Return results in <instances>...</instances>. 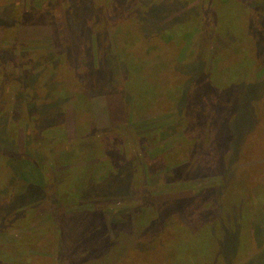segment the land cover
<instances>
[{"label":"rangeland","instance_id":"rangeland-1","mask_svg":"<svg viewBox=\"0 0 264 264\" xmlns=\"http://www.w3.org/2000/svg\"><path fill=\"white\" fill-rule=\"evenodd\" d=\"M9 1L1 0L0 14ZM108 1L100 0L102 4ZM143 1L135 0L136 3H133L130 0V4L124 6L129 10L134 4L139 7ZM49 4L50 0H35L34 3L14 0L17 12L30 13L27 15L28 24L16 25V43H12V37H7L3 31L6 28L0 29V54L2 50L4 54L9 50L10 54L4 65L0 62V69L3 68L6 76L10 77L12 74H30L33 85L32 89L27 88L29 98L26 108L22 101L21 106H17L15 101L14 110H22L19 114L27 117V125L22 123V129L14 132L10 123L13 115L9 109L0 121L5 140L15 143H9L10 147H17V153L25 156L12 163L18 166L16 172L11 165H4L0 169V211L17 212L38 203L45 207L46 196L28 192L30 184L38 185L45 193L49 190L55 192L56 189L64 190L67 195L56 197L52 192L54 203L60 207L59 211L63 209L66 214L63 217L69 221L66 228L70 234L62 239L64 247L61 240L59 244L54 243L51 250H26L27 255L38 260L48 258L50 264H264V83H258L256 87L253 85L254 82H264V61L257 67L246 69V63L237 60L231 61V68L224 62L217 63L213 73H205L200 81L199 77L187 76V81L185 79L184 84L181 82L185 86L178 87L180 97L172 101V108L175 107L178 112L141 115L139 111L138 115H133L130 109L133 99H128L124 93L127 86H122L124 92L119 90L123 77L118 72L114 74L117 80L114 92L101 87L99 94L90 96L81 90L85 89V85L81 89L72 87L74 77L84 82L82 75L87 77L91 69L88 65L92 67L95 64L90 56L94 50L97 56L98 49L100 51L104 46L100 44L97 49L95 39L89 34V30L95 28L97 15L95 22L94 17L89 23L87 19L86 22L82 20L84 26L89 28L84 27L88 32L77 29L82 38H87L88 34L89 41L81 39L77 46L71 43L72 48L69 47L70 42L65 41L66 31L63 32L66 26L63 19L65 11L62 6L59 8L55 5V10L54 6L50 10ZM34 8L52 14L54 18L49 17L48 23L55 21L60 25V30H57L59 38L65 41L63 47L54 44L53 27L34 25ZM104 10L106 12V8ZM219 18L225 21V18H231V14ZM114 20L112 15L107 20L109 32L114 28ZM157 22V17H154L151 23L154 25ZM105 29L100 35L107 34ZM252 42L264 47V34L252 35ZM94 44L96 46L92 51ZM70 48L75 53L68 60L65 54ZM190 49L189 39L179 59L180 67L186 69L187 73L203 69V60L206 59L203 55L188 60ZM31 53L34 57L43 56L42 61L28 63ZM74 63H78L81 70L75 69ZM67 65H71L70 69L76 72L74 77L70 74V82L66 81L65 74H60L68 70ZM159 69L160 64L144 63L141 69L143 75L136 82L140 86L139 97L151 102L156 98L158 103V85L166 87ZM244 69L247 76L253 77V83H250L253 90L243 79ZM222 79L229 83L227 90L246 94L241 101V97L236 98L240 106L235 107L233 126L235 136L241 140L239 148L253 142L256 144L248 151L252 155L221 150L213 143L215 139L211 138L209 121L216 113L210 105L207 83L217 85L218 90L222 91ZM88 80L92 79L86 81L92 84ZM173 88L169 86L167 90L173 91ZM257 94L260 104L249 103L245 107L244 101L257 99ZM181 110L184 117L179 112ZM207 113L209 116H206ZM20 115L14 117L23 119ZM61 121H64V125L53 128ZM102 131L107 135L98 134ZM159 162L163 163L162 167ZM115 169L121 173L116 183L113 181L117 180ZM177 171L181 180L174 179ZM223 171L228 173L224 172L227 175L224 176L227 188L222 198L217 199L216 195L213 197L204 190L211 191L222 186V178L208 174ZM21 185L26 191L20 189ZM127 190L131 192L125 193ZM63 198L75 203H61ZM220 204L224 207V214L219 208ZM128 206L130 216L126 221V213L123 219L118 212ZM179 210L183 214L174 215ZM59 211L56 209L51 216H41L43 218L34 227L43 225L46 228L52 220L63 225ZM152 222H163L168 228L167 236H152L149 233ZM103 231L109 233L112 242ZM145 233L147 244L139 239L140 234ZM12 234L17 235L18 232L13 231ZM54 236L58 238V233H54ZM46 242L43 241L44 244ZM4 243H0V246L9 244ZM14 244L9 248L15 247ZM58 249L62 254L60 259ZM160 253L162 257L158 260ZM27 260L26 264L30 259ZM17 264H24V261L17 260Z\"/></svg>","mask_w":264,"mask_h":264},{"label":"trees","instance_id":"trees-1","mask_svg":"<svg viewBox=\"0 0 264 264\" xmlns=\"http://www.w3.org/2000/svg\"><path fill=\"white\" fill-rule=\"evenodd\" d=\"M34 1L35 0H30V3H34ZM9 2V5L4 7L2 14H0V29L6 28L3 31H5L8 38L12 37V43H16L18 40L17 36H15L18 32L17 26L18 24H28L26 22L28 20L27 15L30 13L17 12L14 0ZM132 2L136 3L135 0H132ZM157 2L154 0H145L139 7L134 4L132 8L128 10L125 6L130 4V0H109L105 4H102L100 0H50V10H52L53 8L51 9V7L55 5L59 8L62 6L63 11H65V18L63 19L65 20L66 26H64L65 29L63 32L65 33L66 31L65 36L67 38L65 41L70 42L69 47L73 48L72 44L75 46H77V44L79 45L78 42L81 39L82 41L87 39L85 42L89 41V35L87 34V38H82L83 35H79L80 31L78 30L88 32L84 29V27L86 28V26H84L86 19L89 23L91 18L94 17L95 22V15H97L96 25L93 31L89 30V34H91L92 38L95 39L97 49L100 44H104L100 51L98 49V58H96L97 56L95 55L94 47L96 44H94L92 49V51H94L90 56V59H92L95 64L92 67L88 65L91 69L90 73L86 74L87 77H85L84 74L82 75V78L85 79L84 82H82V80L78 77H74L76 72L74 69H70L71 65H67L69 66L68 70L64 72L61 71L60 74L66 75L64 77L67 79V82L71 81V74L74 77L72 80V83H74L72 87L74 89L77 87L81 89L85 85V89H81L83 93H89L90 96H94L95 93H100L99 89L101 87H104L105 89L107 88L106 90L110 92H114L116 89L113 88H115L117 83V80L114 78V74H117L118 72L122 74L123 77L121 84H119V90L123 92L125 90L124 93H126L128 99H133L134 103H131L132 108H130L133 111V115H138L139 111H141L139 114L142 115V113L178 112V110H175V107L172 108V101L180 97V89L178 87H182L181 85L184 84L185 79L187 81V76L190 78L199 77L200 81L205 73L209 75L212 74L214 66L220 62H224V65L228 64L227 66L230 68L232 63L231 61L237 60L239 62H245L246 69L251 66L257 67L259 63L264 61V47L259 46L257 43L253 44L252 42V35L256 34V36H262V34H264V0H162ZM55 6L54 10L56 8ZM104 8H106V12ZM185 10L186 12H184ZM227 13L228 15L231 14V18H225V21H222L219 17L221 15H226ZM32 15H34V25L53 27L52 40L57 47H63L64 45H62V43L65 41L59 38L60 35L58 30H60V25L55 21L53 24L48 23V18L53 17L52 14H49V12H40L34 8ZM111 15L116 21L114 20V28L112 26L113 29H110L109 32L107 29L110 28V24H108L107 20L111 19ZM154 17H157L158 22L153 25L151 22H153ZM83 19L85 21L84 23H82ZM164 20L166 22L162 24ZM79 26L81 28H78ZM61 28H63V26H61ZM104 28L108 31L107 34L104 33L103 35H100L101 32L104 31ZM252 32H254V34H252ZM192 38L194 39L191 40ZM189 39L191 49L188 60H190V58L192 59V57L197 58L203 55L206 56V59L203 60V69L200 71H192L191 73H187L186 69L180 67L181 62L179 60L181 53L185 50V42H188ZM72 48H70L71 50L68 49L65 54L66 59L68 60L74 56L73 54L75 51ZM64 49L65 48H63V50ZM7 51L9 53V50ZM69 51H71V55ZM8 53L4 54L2 50L0 54V62L3 65L9 59L7 58ZM31 55L32 56L28 58V63L36 64V62L42 61L43 56L34 57V54L32 53ZM8 56H10V54ZM100 59H102V63L100 62ZM53 63H55L54 66L57 65L56 61ZM144 63L147 65L160 64L158 73L162 79H165V81L163 80V84H166V87H162V84L158 85V92H160L158 97L160 102L158 101V103L156 102V98L153 102H151L150 100H146L145 98L138 96L140 86L137 85L136 82L138 78L143 75L141 69ZM73 66L75 69L81 70L78 69V63H74ZM245 69L244 72H242V75L245 76L243 79L246 80L247 86H250L251 88L253 85L256 87L258 83H264L254 82L253 85H250V83H253V77L247 76L248 74H246ZM30 76V74H24L21 76H15L12 74V77H10L6 76L3 68L0 69V121L4 119L5 113L8 112V109L9 111L11 110L10 113H12L13 118L10 123L11 129L15 130L14 132L22 129L23 124L27 125V117H22L24 116L23 113L21 115L19 114L22 110L21 112H18V110L15 111L14 108L16 107L15 101L18 104L17 106H21L20 102L22 101V103H24V107L26 108L27 100L29 98L27 90L32 89L33 87V85H31L32 79ZM87 79H92L88 80L92 81V84L87 83ZM222 81L224 82L223 87H221L222 91L218 90V87H216L217 85L207 83L210 90L208 96L211 100V102H208H210V105L213 106L216 113V115L212 117V121H209L211 138L215 139V141H213L215 146L221 150H228L231 154L232 152L237 154L249 153L248 151L252 147L256 146V144L253 142L252 145L247 144L242 146V148H239L240 145L238 144L241 140H238L239 136H235L236 130L233 126V122L235 124V121H233L235 107L240 106V102L239 100H236V98L241 97V101L244 99L246 94L243 91L227 90L229 83L227 84V82L223 79ZM181 82H183V84ZM167 84L170 87L174 86L173 91L167 90L169 87ZM123 85L127 86L128 89L124 87L123 90ZM190 85L191 84L189 83L188 86ZM184 86L185 85H183V87ZM22 89L25 91L23 92ZM251 89L253 90V88ZM87 90L91 91L86 92ZM256 96H258V94ZM161 98L162 100L163 98L165 99L162 101ZM258 98L259 96L257 99L244 101L245 107L248 106L249 103L260 104L261 101L258 100ZM10 102L12 103L11 105ZM179 112L183 115V117L185 116L182 110ZM243 114H245V111ZM14 115H20L23 119L19 118V120L14 117ZM206 116H209V114L207 113ZM55 125H53V128L60 127V125H64V121ZM94 129L96 130V128ZM98 134L103 136L107 135L104 131L99 132ZM247 142L249 143L250 141ZM9 143L11 142L5 140L4 134L3 132L1 133L0 130V161L4 162L3 165L0 162V169L4 168V165L5 167L11 165L16 172V167L18 166H14L12 163L25 156L19 155L16 150L17 147L12 149ZM11 144L15 145L14 142ZM249 154L252 155V152ZM238 163H241V161ZM162 165L163 163H160V167H162ZM177 170H179V168ZM224 172L228 174L227 171L208 174L212 176H219L223 179V184L211 191L206 189L204 192H209V194L213 197L216 195L217 199H219V197L222 198L221 196L224 195L225 189L227 188V181L224 179V176L227 175H224ZM178 173V171L175 172L174 179L179 178V180H181L182 178L178 175ZM119 174L121 175V173L116 171L115 175L117 180L114 179V183L118 181ZM30 185L31 189L28 192L34 195L44 194L41 196H46V205L44 207L38 203L36 205L29 206L25 210L17 212H10L6 209L4 211H0V243H9L7 246H5V243V245L0 246V264H17V260H23L24 264H26L28 261L27 258L30 259L28 264H50L48 258H41L42 260H38L36 257L31 258V256L27 255L26 250H51L54 243L59 244V241L70 234L69 230L66 228V225L69 222L65 218L66 214H64L63 209L59 211L60 207L56 206V203H54V197L52 198L53 193L56 194V197L58 195L66 197V192H64V190L56 191V189H54L55 192H53V190H49L48 193H45L38 185ZM20 189L26 191V188L22 185L20 186ZM217 190H220V192ZM124 192L129 193L131 190ZM219 193L220 195L218 196ZM103 194L105 193H101V195ZM61 201V203H75V201H71L69 198L67 200H64L63 198ZM137 202L138 201L134 202V204ZM42 208H45V210L43 211ZM219 208L224 214V207L221 205ZM56 209L60 212V214H62L61 217L65 216L61 220L63 225H61L60 222L52 220L46 225V228L43 225L34 227V225L43 218H40L41 216H51L50 214ZM128 209L129 206L118 212L119 215H122L123 219V215L126 213V218L124 220L127 218L129 219L128 215L130 216V212ZM229 209L232 210V206H230ZM112 211L115 213V209ZM152 212H154V210ZM178 213L183 214V212L179 210L176 211L174 215H177ZM136 214H139V212ZM113 224L115 226L114 222ZM99 228L102 229L103 227L99 226ZM167 229L168 228L163 222L160 224L152 222V228L149 233H152V236L158 234V236L160 235L166 237L168 231ZM13 231L14 233L18 232V234L13 235ZM54 233H58V238L60 237L59 240L54 236ZM103 234H105L107 239L112 242L109 233L103 231ZM140 236L139 239H142L141 242L147 244L148 237L146 233L140 234ZM43 241L47 242L44 244ZM15 242L16 244H14ZM12 244H14L15 247L13 246L12 248H9V245L11 246ZM41 245H44V247ZM61 245H64L63 240ZM59 247L61 246L59 245ZM140 249H138V251ZM57 251L58 259H60L62 254L60 253V249ZM138 251L132 250L134 253ZM160 251L162 253V249ZM63 252L64 250L62 248V253ZM161 253L160 255L158 254L159 256L157 255L158 260L162 257ZM13 258H16V260H13Z\"/></svg>","mask_w":264,"mask_h":264}]
</instances>
